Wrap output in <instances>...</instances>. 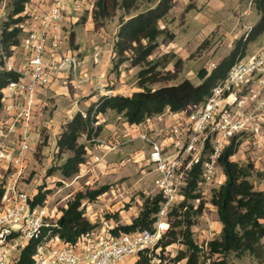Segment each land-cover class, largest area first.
<instances>
[{
  "label": "trees",
  "instance_id": "16d2710c",
  "mask_svg": "<svg viewBox=\"0 0 264 264\" xmlns=\"http://www.w3.org/2000/svg\"><path fill=\"white\" fill-rule=\"evenodd\" d=\"M34 0H11V13L3 27L2 44L12 57L15 50L22 46L25 36L29 5ZM147 5L146 10H141ZM175 0H97L93 6L92 18L96 29L104 21L111 19L121 11L122 18L117 34L114 52L118 59L116 68L129 63L140 70L137 76L138 91L131 96H105L87 112H79L63 128L57 144L59 157L67 155L65 162L58 167L64 179L78 175L81 166L87 161V146L80 142L82 138L92 141L100 133L99 115L109 111L124 119L130 127H138L166 113L180 114L190 106H201L210 97L213 88L228 76L235 63L247 56V47L264 37V0H256L255 7L260 16L259 22L248 36L238 40L234 50L224 59L215 71L209 73L201 69L197 77L199 84L182 79L185 61L176 53L169 52L157 56L164 44L174 41L175 34L163 26ZM190 6L188 9H191ZM203 49L201 46L197 53ZM19 74L0 70V115L3 109L5 89ZM234 137L221 153L218 164L225 182L212 192L210 203L216 208L218 220L222 225L217 238L208 242L207 247L196 243L193 234L194 217L201 213L204 206L199 192L202 165L194 166L189 173L183 189L184 200L169 213L171 224L160 246L165 252L170 246L180 244L183 250L178 252L174 262L184 264H230L231 255L237 258L251 257L264 264V190H257L254 182L257 173L252 162L241 163L234 160L242 141ZM209 146V144H208ZM104 190L78 193L68 203L56 223L43 229L42 237L33 241L21 252L15 264H34L38 245L59 238L64 243L76 245L86 235L93 232L95 226L87 219L83 202L96 200ZM49 191H40L32 202L33 206L44 207ZM192 201H199L195 207ZM163 197L160 193L144 198L142 209L132 224L118 226L110 231L109 237L132 234L136 231H154L157 215L161 209ZM159 258V255H155ZM210 261V263H208ZM137 264H151L141 255ZM161 264V263H160Z\"/></svg>",
  "mask_w": 264,
  "mask_h": 264
},
{
  "label": "built area",
  "instance_id": "2783aa9c",
  "mask_svg": "<svg viewBox=\"0 0 264 264\" xmlns=\"http://www.w3.org/2000/svg\"><path fill=\"white\" fill-rule=\"evenodd\" d=\"M66 1L69 0L56 1L44 15L23 26L22 47L28 56V64L23 68H17L8 56L0 30V70L20 75L5 89L0 115V264H15L21 252L40 239L43 229L49 227L46 224L50 216L48 208L33 206L34 198L22 191L20 184L26 176L27 155L33 150L38 92L49 87L58 74L77 71L80 67L75 56L51 65L46 62L45 39L52 27L64 20ZM53 48H58V43ZM217 67L212 63L207 71L212 73ZM256 84L264 86V41L257 52L233 65L204 104L184 110L188 136L175 157L168 158L157 141L143 137L151 147L149 161L155 167L154 185L163 197L153 232L136 231L97 239L90 233L76 245L59 238L51 239L37 246L34 264H130L132 261L137 264L141 255L151 264H157L155 255L160 256V243L170 228L169 213L178 206L175 204L179 200H184L183 189L194 166L202 165L200 187L212 183L219 167L218 159L230 141L243 133L260 134L255 121L264 119V96ZM248 102L255 103L256 107L246 110ZM173 132L182 136L183 126ZM208 144L212 152L204 160Z\"/></svg>",
  "mask_w": 264,
  "mask_h": 264
},
{
  "label": "rangeland",
  "instance_id": "374dc122",
  "mask_svg": "<svg viewBox=\"0 0 264 264\" xmlns=\"http://www.w3.org/2000/svg\"><path fill=\"white\" fill-rule=\"evenodd\" d=\"M56 1L58 0L33 1L28 7L26 22L35 17L44 15L55 5ZM96 1L97 0H91L93 6ZM255 1L256 0H242V12L249 6L252 8L254 16L256 17V14L258 16L259 14L255 7ZM10 5L11 0H0V30L3 29L8 21L11 13ZM190 6H192V8L188 9ZM34 7L37 9L35 14H33ZM147 8V5H143L141 10H146ZM188 8L186 10L187 12L194 11L199 13L203 10V7L199 9L192 0ZM177 11H179V8H177ZM84 13L79 15V24L66 28L67 48L77 51L79 47L83 48L86 46L85 53H87V57L93 56L94 68L100 65V52L103 51L104 48H108V89H120L121 85H125L127 93H132L135 87L139 90L136 81L140 69L130 66L129 63L122 64L119 68H116L115 65L118 59L115 52L114 58H111L113 55L110 51L112 48H115L123 13L119 11L115 17L105 20L103 26L99 29H96L93 18L91 21H88L87 15ZM174 15V12L173 14L170 12L163 26L170 29L174 34L177 31L175 38L178 35L177 43L180 45V49H182L181 51L185 57V65L181 78L191 79L190 81L194 84H199L200 82L197 74L201 69L207 70L208 66L212 63L219 65L231 54L237 41L243 37L246 38L255 26L241 32L238 39L231 42L233 34L236 31L234 22L231 20L225 21L224 18L226 16L223 15L218 16L219 19H217V16L214 14L212 20H217L219 24H221L217 29L211 32L205 40H203V37L206 36L207 32H204L202 38L197 37L198 39L195 44H200L196 50V46H187L184 43L185 37H182L181 34L189 33V35L193 34V36L196 37L199 35L200 30L195 28L197 27L196 25L191 26V28H189L190 26L187 27L186 21L182 22V20H180L177 25L173 26L174 19L176 18H170ZM225 23H227V25H224ZM239 23V25L242 26L246 22L241 17ZM186 29L188 30L186 31ZM263 41L264 37H261L257 41L251 42L246 50L247 56L257 52L261 48ZM166 45L167 44L162 45L157 51V56L154 57L165 54L163 47H166ZM201 46H203V49L197 53ZM88 50H90V52H87ZM75 56L78 59L81 58L80 53ZM12 57H14V65L17 68H22L23 64L26 62V55L21 47L14 51ZM95 60H97V62H95ZM120 80H122L121 83ZM101 98L102 97L99 96L98 102ZM87 99L88 98H84V100ZM97 103H91L88 108L84 106V111L87 112L88 109L92 108ZM48 109L52 110L53 108L49 106ZM175 115L166 113L138 127H130L124 119L111 111L106 115H99V122L97 125L101 127L100 133L97 137H94L92 141H88L86 138L80 140L81 143L87 146V161L81 166L79 174L71 179L62 178L58 170V167L65 162L67 157V155L59 157L57 154L58 137L52 136L48 133V129L41 127L38 131L40 135L39 142H37L36 150L33 154L35 162L26 168V176L20 184V189L33 198H35L40 191H49L45 203V207L48 208L50 214L46 219V224L49 226L56 223L62 213V209L67 208L68 203L73 201L78 193L104 190L102 194L96 197V200L92 202L84 200L83 207L87 219L95 226V229L91 233L94 235V238L109 237L110 231L118 226L132 224L133 220L139 215L142 209L145 197L158 193L154 185V179L156 177L155 167L149 161L151 147L143 137L148 136L157 141L164 149L168 158L175 157L177 153L180 152L181 146L188 136V133L185 132L187 131V127H185V119L187 118L185 112L183 111V113L177 114V116ZM180 126H183V134L182 136H177L174 134L173 130ZM238 136H240L239 139L242 141L243 138L241 134ZM247 136L251 138V144L248 145L251 149L244 150V147V149L241 148V152L237 155L236 161L241 163L252 162L255 164L257 173L262 175H256L254 178L256 189L263 191L264 157L261 155L264 154V135L261 136L260 131L259 136L262 138V140L259 139L260 142L258 141L260 144L257 142L258 138L256 139L250 134H247ZM211 152V145H207L203 154V159L205 160ZM251 152H256L255 156H253V154L250 155ZM254 157L262 158L258 160ZM224 179L220 167H217L214 181L199 187L204 206L201 213L193 218L195 222L193 234L196 243L200 246H205L206 243L217 238L221 232L222 225L218 220L216 208L210 203V200L212 192L225 182ZM182 202L183 199L179 200L175 206ZM192 204L197 207L199 201H192ZM168 221L169 224L172 223L170 216H168ZM183 249V246L180 244L170 246L165 252H160V256L157 258V264H184L185 262H174L178 252ZM132 263L133 261L130 264ZM208 263H210V261ZM229 263L259 264L251 257L237 258L234 255L229 257Z\"/></svg>",
  "mask_w": 264,
  "mask_h": 264
},
{
  "label": "crops",
  "instance_id": "0c3cea01",
  "mask_svg": "<svg viewBox=\"0 0 264 264\" xmlns=\"http://www.w3.org/2000/svg\"><path fill=\"white\" fill-rule=\"evenodd\" d=\"M225 1L192 0V2L196 4L199 9L203 7V10H201L199 13H196L194 11L193 12L186 11L189 4L191 3V0H175V7L171 11V14H173L174 12L175 15L170 18V19L176 18L174 19L175 21L173 23V26L177 25L178 22L182 20V22L186 21L187 27L190 26L189 28H191V26L196 25L197 27L195 28L200 30L199 35L196 37H194L193 34L189 35V33L181 34L182 37H185L184 43L187 46L194 45L196 46L195 49L197 50L200 43L198 42L199 44L196 45L195 44L196 40L198 38H202L204 36V32H207L206 36L203 37V40H205L206 37L211 32H213L215 29L218 28V26L221 23L219 24L217 20H212L213 19L212 16L214 14L215 16H217V19H219L218 16L223 15L226 16L224 18L225 21L231 20L234 22V28L236 29V31L233 34L231 42H233L235 39H238L241 32L246 31L247 29L256 25L259 22L260 16L259 15L257 16L256 14L255 17L251 7L247 6V9L242 12V7H243L242 0H234V1L225 0ZM177 8H179V11H177ZM92 9H93V3L91 2V0L66 1L64 20L54 25L50 30V32L48 33V35L46 36L45 42H46V48L48 50V54L46 55L47 64L51 65L52 63H60L65 57L75 56L79 53L81 54V58L79 59L81 64L80 67L77 69V71L68 70L58 74V76L53 80L52 84L49 87L41 89L38 92L37 97H38L39 110H38L37 120L34 123V127H33V131H34L33 150L31 153L27 155L26 158L27 167H29L31 164H33V162H35L33 154L36 150L37 142H39L40 135L38 131L41 129V127L48 129L49 134H51L54 137L57 136L58 137L57 139H59L64 126L69 122H71L77 113L79 112L85 113L83 109L84 106H87L88 108L91 103L92 104L97 103L99 100L98 99L99 96L101 97L131 96L133 93L138 91L137 87H135V89L132 90V93H127L125 85L124 86L121 85L120 89L118 88H115V90H113L112 88L108 89L107 87L108 86L107 58L109 57L108 48H104L103 51L100 52V65H98L96 68H94L93 56L87 57V53H85L86 46H84L83 48L79 47L77 51L70 50L67 48L66 28H69L75 24H79L80 22L79 15H81L85 11L86 12L84 14L87 15L88 21H91ZM36 12L37 9L34 7L33 14H35ZM241 17L246 22L245 24L242 25L243 27L239 25ZM197 20H200L201 22ZM224 25H227V23H225ZM188 29H186V31ZM176 33L177 31L175 32V34ZM177 42H178V35L171 44H167L166 47H163L164 48L163 50L165 53L175 52L176 54H178L179 57L185 60L183 52L181 51L182 49H180V45ZM54 43H58V48L56 49L53 48ZM21 48L26 55L25 58L26 62L25 64H23V67H25L28 64V56L22 46ZM87 52H90V50H88ZM110 52H112L113 55L111 58H114L115 56L114 48H112ZM12 61H14V57H12ZM121 82L122 80H120V83ZM255 87L257 90H261V93L264 96V86L260 87L259 85L256 84ZM84 98H88V99L84 100ZM49 106H51L53 109L52 110L48 109ZM255 107H256L255 103L248 102V104L246 105V110H253V108ZM188 108L190 109V107ZM175 116H177V114ZM255 124L259 127L261 131V136H263L264 119L261 117L256 119ZM247 134L254 136L256 139L258 138L257 142L258 141L260 142V140H262L261 136L255 135L254 133H243L241 134V137L243 139L240 150L243 147L245 148V149L243 148L244 150L251 149L250 146L248 147V145L251 144L250 143L251 138H248ZM259 142L258 144H260ZM240 150L239 152H241ZM255 153L256 152H251L250 155L253 154V156H255ZM237 155L234 157L235 161ZM261 156L264 157V154H262ZM261 158L262 157H258L257 159L259 160Z\"/></svg>",
  "mask_w": 264,
  "mask_h": 264
}]
</instances>
